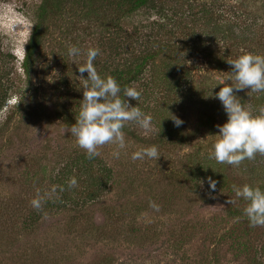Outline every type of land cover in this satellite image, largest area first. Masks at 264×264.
I'll return each mask as SVG.
<instances>
[{"label":"rangeland","instance_id":"rangeland-1","mask_svg":"<svg viewBox=\"0 0 264 264\" xmlns=\"http://www.w3.org/2000/svg\"><path fill=\"white\" fill-rule=\"evenodd\" d=\"M42 1L0 0V76L10 88L0 111V264H264V227L250 226L243 214L246 202L236 198L233 189H212L208 176L196 179L189 167L193 157H208L213 151L217 126L227 120L215 93L231 70L209 58L210 50L224 55L223 42L210 40L208 49L205 43L199 45L191 28L180 27L177 37L170 34L178 11L189 13L184 6L177 12L144 7L117 23L112 0H98L99 15H88L69 0L62 13L47 20L44 45L28 77L23 61ZM192 1L197 8L216 2L228 13L240 9L250 15L252 39L237 49L230 46L228 59L254 50L264 55V0ZM196 29L202 32L205 27ZM69 45L82 52L98 47L101 54L94 64L99 74L122 64L134 49L160 45L156 65L131 85L141 91L140 101L128 99L152 117V129L125 127L128 147L119 159L112 156L115 145L99 149L101 163L112 170L109 187L99 198L79 205L70 200L59 208L54 198L38 212L30 203L36 190L56 185L54 178L64 163L85 152L68 131L83 99L87 73L81 77L77 64L85 57L73 62ZM173 59L181 64L187 96L166 93L165 86L151 78ZM236 95L259 114L247 89ZM169 99L166 106L164 100ZM207 112L215 115L211 132L200 125ZM172 115L183 121L180 127L174 126ZM157 122L171 126L169 135L161 133ZM152 145L161 154L157 161L131 159L134 151ZM225 165L238 187L249 184L263 190L264 156L258 154L239 167ZM81 189L67 191L79 198Z\"/></svg>","mask_w":264,"mask_h":264},{"label":"clouds","instance_id":"clouds-1","mask_svg":"<svg viewBox=\"0 0 264 264\" xmlns=\"http://www.w3.org/2000/svg\"><path fill=\"white\" fill-rule=\"evenodd\" d=\"M68 54L76 64V58L83 55L85 59L83 63L77 64L78 71L81 77L87 73V78L82 81L83 99L80 111L68 131L76 138L77 145L85 150L89 159L100 156L99 149L105 145H115L112 156L119 159L121 152L128 147L123 131L125 127L135 124L146 132L152 129V117L128 102L129 98L139 102L142 93L135 86L125 87L122 98L121 86L117 80L110 75L102 77L98 73L94 64L101 54L98 47H88L82 52L77 46L69 45ZM227 62L231 71L226 80L217 83L222 87L215 93V98L223 105L227 120L217 126L219 132L209 156L219 164L239 167L245 160L255 159L258 154L264 156V106L259 108L258 115H254L236 95L245 89L248 90V95L264 92V55L244 53ZM171 119L176 127L183 124L174 115ZM160 156L157 146L152 145L134 151L131 159L143 161L148 158L157 161ZM208 182L215 189L217 182L211 177ZM67 186L69 189L78 187L77 179L70 178ZM232 189L236 198L246 202L243 214L250 226L264 227V190L249 184L242 187L234 184ZM64 190L59 185H52L43 192L37 189L30 202L31 206L36 211L43 212L44 204L48 200L59 198V193ZM228 203L234 201L229 199Z\"/></svg>","mask_w":264,"mask_h":264},{"label":"trees","instance_id":"trees-1","mask_svg":"<svg viewBox=\"0 0 264 264\" xmlns=\"http://www.w3.org/2000/svg\"><path fill=\"white\" fill-rule=\"evenodd\" d=\"M68 1L69 0L42 1L32 33L28 39L23 61V67L28 77L31 76L32 68L34 67L41 48L44 45L47 33V20H49L54 13H62L66 8L65 6L68 4ZM74 1H76L75 3L80 4L82 9L86 11L85 13H88V15L91 13L99 15L101 13L95 5L98 0ZM112 5L116 14L117 23H119V20H121L123 16L133 14L144 7H151L160 10L161 12L164 9L177 12L175 10H179L183 6L186 7V10H189V13L184 15L181 10L178 11L180 15L177 13V20H175L172 26L168 29L170 30V34L177 37L179 31L177 29L180 27L183 29L191 28L198 38L199 45H204L205 43V45L207 44V48L210 40L217 39L218 41H222L224 45V48L222 49L224 55L219 56L213 54V51H209L210 62L214 63L217 67H223L226 65L231 70V66L227 62L228 56H230V46L237 49L242 46L243 43H248L252 39L249 31L252 30V24H254V22L253 20H250V15H245V11H241L240 9H237L233 14L232 10L231 13H228L227 10L222 7L219 9L220 6H217L216 2L212 4H201L199 8H197L192 0H112ZM188 15L190 19L186 22H181L182 20H186ZM200 25L205 27V30L202 32H198L196 29V27ZM206 27L208 28L206 29ZM180 39L181 38H179V40ZM165 44L166 43L162 42L161 46ZM159 47H145L142 51L138 48L134 49L129 52L131 55L127 56L122 64L118 63V65L111 68L108 72L105 70L106 73L102 70L100 75L102 77L108 75L114 77L121 86V97L123 98V89L125 87H130L134 82L144 79L147 72L150 71V68L152 67L151 65H156L153 59L159 56V51L162 50V48L159 49ZM252 53L258 54L257 50L252 51ZM8 57L10 59H16L15 55L12 53H9ZM180 67L181 64L176 60H168L164 63L163 73L156 75L153 73L154 76H151V78L156 79L158 85H164L165 88L163 89H165L166 93L172 91L178 94L183 93L187 96V91L182 90L183 85ZM1 80L2 78L0 76V111L4 108L10 95V88L5 86ZM251 95L253 96L252 101L254 106L259 112V108L264 106V92L251 93ZM171 100L172 99L164 100L165 105H169L168 102H171ZM159 112L162 113L161 111ZM163 117L165 118V116ZM214 122L215 115H209L207 112L204 114L200 125L203 128H208L211 132L215 127ZM157 124L162 134L169 135V129L171 126L166 127L165 122H157ZM192 159V165L189 167L192 176L196 179L202 175L208 176V179L211 177L217 182L216 188L225 187L232 189V185H238L228 174L227 166L225 164L217 163L215 159L210 158L209 155L208 157L204 155L200 157L196 156V158L193 157ZM72 177H75L78 182V187L73 188L72 190L75 191L77 188L80 189V186L82 188L79 198L73 197L71 192L67 191L69 189L67 186L68 181ZM111 179L112 170L107 165L102 164L98 156L89 159L85 152L77 153L76 156L70 158L64 163L62 172L60 171L54 178V183L63 186L65 189L61 196L56 199L55 205L59 208L60 206L67 205L70 200L76 205H79V203L85 204L88 200H95L108 189ZM47 203L52 205L53 202L48 201ZM231 213L233 215H238L239 212L237 210H232Z\"/></svg>","mask_w":264,"mask_h":264}]
</instances>
